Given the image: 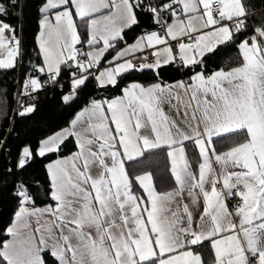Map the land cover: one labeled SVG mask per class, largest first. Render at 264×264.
Segmentation results:
<instances>
[{
	"label": "snow or ice",
	"instance_id": "1",
	"mask_svg": "<svg viewBox=\"0 0 264 264\" xmlns=\"http://www.w3.org/2000/svg\"><path fill=\"white\" fill-rule=\"evenodd\" d=\"M17 6L0 0L4 70L23 55L6 19ZM252 8L250 0H41L42 62L21 94L67 87L69 106L89 84L120 95L90 98L66 127L22 148L20 171L61 154L69 139L75 151L46 165L42 194L23 180L15 188L0 264H47L45 255L54 264H208L207 245L211 264H264V10ZM140 14L155 27L129 43ZM228 44L233 63L208 72L206 58ZM171 65L187 79H160ZM146 71L155 82L127 80ZM34 111L22 104L19 114ZM159 151L170 190L157 191L154 173L140 168Z\"/></svg>",
	"mask_w": 264,
	"mask_h": 264
},
{
	"label": "trees",
	"instance_id": "2",
	"mask_svg": "<svg viewBox=\"0 0 264 264\" xmlns=\"http://www.w3.org/2000/svg\"><path fill=\"white\" fill-rule=\"evenodd\" d=\"M40 2L41 0H17L18 6L9 7L10 16L6 17L20 30L23 55L21 56L19 74L22 78L33 75L34 66L41 63L35 40L39 30L38 20L40 14L38 7ZM250 2L253 5V12L259 13L264 10V0H250ZM16 12H19L20 19ZM139 19L140 24L138 26H133L131 29L126 30L125 39L129 43L140 35L142 31L155 27L152 25L151 18L146 14H140ZM257 19H259L258 16ZM78 31L84 36L87 35V27L83 24L80 25ZM236 55L237 50L234 45H223L214 55H209L206 58V70L212 72L219 68H227L233 63L232 58ZM16 74V67L7 70L0 69V143L5 145L4 148H0V243L8 237L5 229L11 223L17 210V201L13 193L20 181H26L42 194L48 183L47 162L75 150L71 139H69L61 154H51L48 158L37 157L29 167L20 171L15 165L22 148L29 145L34 148L46 136L66 127L74 113L79 111L90 98L111 97L120 93L116 88H109L105 91L89 84L76 102L69 106L62 102L63 91L55 88L45 89L39 93L35 111L24 116L16 115L9 126ZM35 74L39 75L38 73ZM187 74H190L187 69L178 71L171 65L161 69L160 79L169 81L177 77L187 78ZM40 78L43 80L46 77L41 76ZM155 79L153 74L147 71L144 73L136 72L127 77L129 81L138 80L146 83L154 82ZM128 163L133 164L134 162ZM192 163L194 168H197L196 160H192ZM140 168H147L154 173L157 191L170 190L174 186V180L170 178V162L163 151H159L155 156H149L146 163L141 165ZM43 199L41 195V200ZM40 205L44 204L37 201V206ZM201 251L203 259L208 264L211 263L214 259V254L210 249V245H207L206 249ZM45 260L47 264H54L50 255H45Z\"/></svg>",
	"mask_w": 264,
	"mask_h": 264
},
{
	"label": "built area",
	"instance_id": "3",
	"mask_svg": "<svg viewBox=\"0 0 264 264\" xmlns=\"http://www.w3.org/2000/svg\"><path fill=\"white\" fill-rule=\"evenodd\" d=\"M16 14L18 15L19 19H20V14L19 12H16ZM18 36L21 38V34H20V30H18ZM79 47V46H78ZM30 63V62H28ZM20 65H21V57H18L17 58V61H16V69H17V74H16V78H15V84H14V90H13V99H12V104H11V112H10V120H9V126L11 125L12 121H13V118L16 116V115H20V111L22 110V104L24 106H27V105H35L39 99V93L40 91L42 90H45V89H49V88H52L50 85L49 86H46L44 89L36 92V93H32L31 95L29 96H23L21 94L22 92V84H23V81L26 79V78H22L20 77V74H19V68H20ZM174 68H176L178 71H180L181 69H179L176 65H172ZM46 79V78H44ZM43 79V80H44ZM67 77H64L63 78V81L66 82L67 81ZM59 91H63V93H66L68 91L67 87L61 89V88H55ZM88 103V102H87ZM86 103V104H87ZM85 104V105H86ZM84 105V106H85ZM231 207V205H230Z\"/></svg>",
	"mask_w": 264,
	"mask_h": 264
},
{
	"label": "crops",
	"instance_id": "4",
	"mask_svg": "<svg viewBox=\"0 0 264 264\" xmlns=\"http://www.w3.org/2000/svg\"><path fill=\"white\" fill-rule=\"evenodd\" d=\"M40 19V18H39ZM40 30V29H39ZM39 30H38V32H37V34H36V37H35V40H36V45H37V48H38V52H39V46H38V43H37V35H38V33H39ZM139 36V35H138ZM133 42V41H132ZM131 43V42H130ZM87 49V46L85 45V50ZM40 58H41V62H42V56L40 55ZM108 59H111V56L108 58ZM185 79H187V78H183V77H177V78H175V79H173V80H169V81H165V82H169V83H171V82H175V81H178V80H185ZM155 82V81H154ZM118 95H120V93L119 94H117V95H114V96H118ZM99 98H103V97H99ZM60 130V129H59ZM58 131V130H57ZM75 151V150H74ZM70 154V153H69ZM69 154H67V155H69ZM67 155H64V156H67ZM58 158V157H57ZM54 159H56V158H54ZM54 159H52V160H54ZM51 161V160H50ZM49 161V162H50ZM49 162H47V164L49 163ZM46 164V165H47ZM215 166V165H214ZM197 168H198V166H197ZM44 205H40V206H38V207H43ZM13 219H14V216H13ZM13 219H12V221H13ZM11 221V222H12ZM11 224V223H10ZM9 224V225H10ZM8 225V226H9ZM33 227H35V223L33 222ZM8 239H10V237L8 236L5 240H8ZM4 240V241H5ZM209 264H211V263H209Z\"/></svg>",
	"mask_w": 264,
	"mask_h": 264
}]
</instances>
